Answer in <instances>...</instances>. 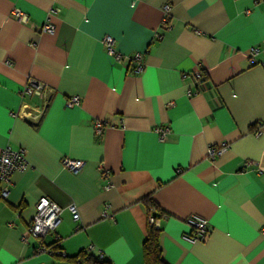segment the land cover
Wrapping results in <instances>:
<instances>
[{
    "label": "crops",
    "instance_id": "1",
    "mask_svg": "<svg viewBox=\"0 0 264 264\" xmlns=\"http://www.w3.org/2000/svg\"><path fill=\"white\" fill-rule=\"evenodd\" d=\"M47 19L53 33L41 29ZM30 78L45 85L42 96H22ZM72 95L80 102L67 106ZM158 126L168 127L164 139ZM6 146L23 148L27 165L0 199V264H66L20 238L42 196L61 207L43 243L68 257L88 250L143 264L148 200L164 213L166 264H264V0H0V152ZM64 157L83 165L71 171ZM192 214L208 220L205 240L184 237Z\"/></svg>",
    "mask_w": 264,
    "mask_h": 264
},
{
    "label": "built area",
    "instance_id": "2",
    "mask_svg": "<svg viewBox=\"0 0 264 264\" xmlns=\"http://www.w3.org/2000/svg\"><path fill=\"white\" fill-rule=\"evenodd\" d=\"M58 7H52L48 11V15H54L58 12ZM164 10V19L163 25L167 24V13L169 10V5L165 4L163 6ZM13 14L20 18L26 19V16L22 14L17 9H14ZM42 31L53 33L55 28L53 23L47 19L42 26ZM102 43L105 45L108 54L112 55L117 61H122L125 57L122 53L118 52L113 45V37L111 35H105L102 37ZM259 49V46H254L251 49L252 55H254ZM133 59L135 61V65L133 68L134 73H140L144 68L143 63V53L135 52L133 54ZM6 62H10L6 60ZM193 84L195 86L201 85L204 79V75L201 69H196L190 73ZM45 85L40 81L35 79H28V81L23 85L21 89L22 96H31L37 95L42 96L44 93ZM196 90L188 89L187 94L191 95L195 93ZM80 102V97L78 95H72L66 101L67 106L77 105ZM40 113L37 112L34 117H39ZM106 125V121H97L95 123L96 133H102L104 126ZM156 131L158 133L159 139H164L166 133L168 131V127L166 126H158L156 127ZM227 147L226 144L223 145H211L207 148V154L213 157L216 154L221 153ZM63 165L71 171H78L82 165L83 161L81 159H73L69 157H64L62 159ZM27 165V159L25 155V151L23 148L19 147L17 149H12L9 146L4 147L0 152V199H5L10 191V187L12 184V175L14 172L18 170H22ZM102 173H108L107 170L100 167ZM179 170V169H178ZM36 211L33 215L32 221L22 229L20 232V238L24 243H29L31 240L38 241V249L41 251H46L49 253L46 244L43 243V237L49 232L53 231L56 225L59 222V214L61 211V207L51 199L42 196L39 197L35 204ZM68 211L71 214L73 220H77L79 218V213L77 206L74 203H71L67 206ZM102 215L108 216L107 207L102 211ZM148 220L151 223H154L156 227H159L158 218H153L152 216L148 217ZM186 222L191 228V233L185 235L184 237L189 241H201L205 240L209 234L208 220L200 217L199 215L192 214L186 217ZM12 225V223H10ZM64 255V251L60 252Z\"/></svg>",
    "mask_w": 264,
    "mask_h": 264
},
{
    "label": "trees",
    "instance_id": "3",
    "mask_svg": "<svg viewBox=\"0 0 264 264\" xmlns=\"http://www.w3.org/2000/svg\"><path fill=\"white\" fill-rule=\"evenodd\" d=\"M147 207V218L152 216L157 218L160 214L164 216L163 212H157L153 214L151 211H157V206L153 201H146ZM146 237L142 244V253H143V264H166L161 258V249L159 245V235L160 228L156 227L154 223H151L148 219ZM49 253L56 257L63 259L66 264H112V262L102 256L101 254H94L88 250H82L78 252L75 256L68 257L66 254L62 255V251L57 246V242L46 245Z\"/></svg>",
    "mask_w": 264,
    "mask_h": 264
}]
</instances>
